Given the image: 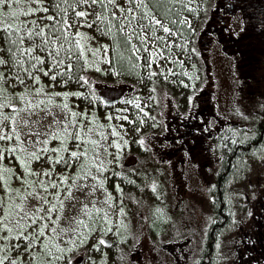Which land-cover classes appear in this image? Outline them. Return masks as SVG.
Segmentation results:
<instances>
[{
  "label": "snow or ice",
  "instance_id": "6c2138e0",
  "mask_svg": "<svg viewBox=\"0 0 264 264\" xmlns=\"http://www.w3.org/2000/svg\"><path fill=\"white\" fill-rule=\"evenodd\" d=\"M190 3L0 0V264H120L121 239L134 240L145 221L139 196L116 182L127 179L117 168L129 131L93 115L84 73L135 74L153 85L154 78L185 75L174 71L184 48L174 38L182 25L191 27L183 15ZM141 99L123 103L148 117L144 108L155 97L144 98V107ZM242 115L255 122L251 112ZM104 119L133 123L127 115ZM141 123L136 116L131 132ZM231 143L260 152L264 162L260 141ZM81 247L87 261L77 258Z\"/></svg>",
  "mask_w": 264,
  "mask_h": 264
},
{
  "label": "rangeland",
  "instance_id": "374dc122",
  "mask_svg": "<svg viewBox=\"0 0 264 264\" xmlns=\"http://www.w3.org/2000/svg\"><path fill=\"white\" fill-rule=\"evenodd\" d=\"M222 1L191 0V3L188 5L183 15L190 21L191 27L182 25L183 34H178L174 38L177 42L184 45L183 55L178 57L180 60H183V66L174 67V71L186 74L170 76L167 79L170 86L167 84L165 86H168V91L171 90V92L168 93L167 90H164V92L160 91L159 87H154L155 91H151L153 87L149 85V82L147 80L141 81L139 78L136 79L137 81L134 84H131L129 82H119L118 79L121 78L117 75L104 74L103 72H85V76H88L92 80V92L98 93L103 98L102 102L104 106H99L93 98L95 105L93 115L101 123L114 127L122 124L123 128L121 131H129V135L124 137L128 141V145L118 163L126 167H134L136 174L145 169L148 176H150L148 177L149 180L145 181L143 190L139 192L135 191L142 201L139 211L143 212L145 216V221L142 228L139 229L138 237L134 240L130 235H126L123 239L116 237V239H121L120 248L128 252L126 264H192L200 256L199 254L202 253L203 246L206 244L205 238L209 234V228L215 211L209 200L210 196L208 195L205 183L207 185L214 184L215 174L218 170L217 163H207L205 160H202L203 156H200V153L197 151H195V156L189 154V162L194 163L193 165L187 161L185 164H181V159L179 163H176L177 160L175 159H178L177 155L173 156L175 159H172V161L165 152H162L163 155L152 154L151 151L148 152L147 148L148 145L151 147L154 144L157 146V149L169 151L171 144L173 147L175 133L174 131L171 133L169 130L172 126L168 125L166 127L165 124L167 121L169 122L168 119L172 116L169 108H167V103L169 104L173 97H178V91L183 93L191 91V96L197 93L195 97L198 96V98H203L205 92L211 93V91H215L216 94H213L212 98H210L214 104V112L220 118L229 120L227 111L231 108L232 104L228 103V100L236 89V67L238 66L228 54L225 53L223 58L221 53L224 52L217 50L219 49L217 45L214 46L211 52L212 54L213 52L219 53L215 57H209V50L208 54L205 51L207 46L204 43L206 40L202 41L206 35L201 36L205 32V29H207V25L222 24L217 21L227 22V19L219 18L220 13L218 9H220ZM229 15L231 14L229 13ZM228 23V31L230 30L231 33L237 34L239 32H237V26L242 25L241 19L231 16ZM203 24L204 28L199 34V37H202L199 45L197 42L194 43L193 40ZM194 44L196 47H193ZM193 48L197 51L196 54L193 52ZM175 51L180 52L181 49H175ZM219 54L221 59L217 60ZM207 60L211 66L210 72L207 69ZM103 67L106 66L101 65V68ZM239 67L242 66L239 65ZM95 75L102 77L100 80H97L99 81L97 83L94 79ZM261 75L251 82L252 85L261 84L264 88V77ZM251 83L244 84L246 89L249 85L251 86ZM149 95L155 97V99L147 101L148 107L144 108V111L149 113L148 117H143V114L131 104L123 103V101L128 99L141 97V106L144 107V98H147ZM76 103L80 102L76 101ZM172 105L170 103V106ZM125 108L127 109L126 112L123 111ZM105 114L127 115L133 123L129 124L127 121L121 120L107 121L104 119ZM136 116H139L143 120V123L139 126V132L134 133L131 132V129L136 125ZM173 116H175V113ZM235 120L240 123L239 126L243 127L242 130L246 128L247 131V128L250 127L249 121H246L242 114L236 116ZM163 130L164 132L160 135ZM242 134L245 138L247 137L243 132ZM153 135L159 136L153 139ZM140 139L144 140L143 145L138 142ZM165 141H168L170 144H166ZM255 158L257 161L253 164L255 165L253 168H246L245 173L230 181L228 195L235 205L239 201V197L245 199L246 195L252 196L257 192V180L264 179V172L260 171L264 169V162H261L260 156L256 155ZM205 167L209 168L210 171L206 172ZM155 172L158 173V177H154ZM116 182L120 183L117 180ZM153 185L156 187L155 192L152 191ZM239 204L242 207L246 206L243 202ZM131 207L133 211H136L137 205L135 203ZM156 208H159L163 214L156 213ZM243 212H245V209L241 213ZM137 223H139L138 220ZM155 223H158L161 229H159L160 233L155 228ZM224 233L226 234L222 236L218 249L217 245L215 248L218 254L226 249V242L230 238L235 239V237L240 235L238 226L230 227ZM108 238H111V234H109ZM175 241H177L176 248L178 247V250H176V256L174 257L169 252V248L163 247L162 244L171 245ZM130 242L133 243L131 247H129ZM87 255L88 253L83 247L77 252V258L84 256L85 261H87ZM122 263L123 261L120 264Z\"/></svg>",
  "mask_w": 264,
  "mask_h": 264
},
{
  "label": "flooded vegetation",
  "instance_id": "af4514ba",
  "mask_svg": "<svg viewBox=\"0 0 264 264\" xmlns=\"http://www.w3.org/2000/svg\"><path fill=\"white\" fill-rule=\"evenodd\" d=\"M224 2H226V0L222 1L221 8L223 9L227 7ZM218 12H221L219 15L220 19H227V22H229V17L226 11L222 12L221 9H218ZM259 21L260 22L254 23V27H251V34H259V32L262 31L264 33V22H262L264 20ZM217 22L222 23L220 24L221 26L207 25V29H205V32L201 35L206 36L204 39L201 37V39L202 41L206 40L204 43L207 46L205 51L208 54L209 50V57H215L219 53L213 52L212 54L211 52L214 46L217 45L219 48L217 50L224 52L221 53L223 58L226 53L237 63L236 89L232 97L228 100V103L232 104L231 108L227 111L229 120L227 121L226 119L220 118V116L214 112V104L210 98H212L213 94H216L215 91H211V93L205 92L203 98H198V96L195 97V94L197 93L191 96V91H189V93L178 91V97H173V99L170 100V103L173 105L170 106V103H167V108H169V112L172 116L168 119L169 122L167 121L165 124L166 127L168 125L170 127L172 126L169 130L171 133L173 131L175 133L173 147L171 144V149L169 151L157 149V146L154 144H152L151 147L148 145L147 148L152 154L157 153V155H163L162 152H165L171 160L175 159L173 156L177 155L178 159H175L177 160L176 163H179V160L181 159V164H185L187 161L189 164L193 165L194 163L189 162V154L195 156V151L199 152L200 156H203L202 160H205L207 163L216 162L218 170L215 174L214 184L207 185V183H205L211 203L214 199V197L211 196L212 191L218 189V181L222 175L226 176L223 169L226 167L230 155L237 152L241 147V144L239 143L232 144L231 140L236 139L239 141L243 136L242 132L247 135V137L244 138L246 142L255 140L257 128L260 127V125H264V119H262V117H264V109H258L257 107L258 104L264 103V88L261 84L252 85L251 83L254 79L259 78L261 73L255 74L252 72L247 73V71H245L246 66L240 61V52H237L238 50L235 47V41H230V33L228 32L229 26L227 22ZM245 29L246 28L242 29V35L245 33ZM219 59H221L220 54L217 56V60ZM239 65L242 67H239ZM263 75L264 74L261 76L264 77ZM245 83H251V86L249 85L246 89L244 86ZM247 97L248 99L246 100ZM249 112L255 116V122H249L250 127L247 128V131L246 128L242 130L243 127L239 126L240 123L235 120V117L242 113L247 114ZM174 113L175 116H173ZM164 130L160 135H162ZM233 133H236V135L233 136ZM158 136L159 135H154L152 137L155 139L158 138ZM165 143L170 144L168 141H165ZM257 156L261 157V153ZM256 161L255 157L251 160H246V167L253 168V166H255L253 165V162L256 163ZM205 171L209 172L210 170L205 167ZM260 171L264 172V169H261ZM257 187V192L252 196L246 195L245 199L242 197L238 198L239 203L243 202L246 205L244 206L245 212L239 214L236 218L237 220H232L235 221V226H238L240 235L235 237V239L230 238L226 242V249L222 253L218 254L216 250L217 259L214 264H264V179L257 180ZM214 219L215 217H213L210 228L213 225V221H215ZM210 228L209 234L205 238L206 244L204 243L203 251L192 264H206L210 261V259L204 260L206 247L211 243L209 241L211 234ZM160 230L159 233L161 232ZM224 234L226 233L220 235L215 241V248L217 245L218 249V244L220 245L221 238ZM162 246L169 248V252L172 256H176V250H178V247L176 248L177 241L173 242L171 245L162 244ZM142 257L144 258V256Z\"/></svg>",
  "mask_w": 264,
  "mask_h": 264
},
{
  "label": "trees",
  "instance_id": "16d2710c",
  "mask_svg": "<svg viewBox=\"0 0 264 264\" xmlns=\"http://www.w3.org/2000/svg\"><path fill=\"white\" fill-rule=\"evenodd\" d=\"M224 3H226L227 7L225 9L220 7L221 11L222 12L226 11L228 17L231 16L240 17L241 22H243L241 23L242 25L237 26L238 27L237 32L239 31L237 34L231 33L230 30L228 32L230 33L229 35L230 41H235V47L238 50L237 52H240L239 58L240 61L243 63V65L246 66L245 71H247V73L252 72L255 74L258 73L264 74V33L262 31L259 32V34H251V27L252 26L254 27V23L260 22L259 20H264V0H226V2ZM229 13L231 15H229ZM203 28H204V24L202 25L201 29L198 30V32L196 33L197 35L196 37H194L193 40L194 43L197 42L200 45L199 34ZM244 28H246L245 33L242 35L241 32L242 29ZM193 47H196V45L194 44ZM193 52L195 54L197 53L195 48H193ZM207 64H208L207 69L210 72L211 66L208 61ZM203 66L205 68L204 64ZM84 75H86V73H84ZM101 78L102 77L99 75L94 76L96 83L99 82L97 80H100ZM119 78H121L118 79L119 82L120 81L129 82L131 84H134V82L137 81L136 79L139 77L135 74H131V75L120 76ZM154 79H158V82L155 85L149 83L151 87H159L160 91L164 92V90H167L168 93L171 92V90L168 91L169 90L168 86H170L168 80H165L164 82V80L161 78H154ZM166 84L168 86H165ZM102 99L103 98L98 93L96 94L94 93V100L96 101V103H98L99 106H104ZM242 137L245 138L244 136ZM254 141H260L261 144L264 145V125H260V127L257 128L255 140H250L249 142L247 141L246 143H251ZM259 154L260 152L248 153L247 147L241 145V147L237 152L230 155L229 160L226 163V167L223 169V171L226 173V176L222 175V177L219 179L218 189L212 191L211 196L214 197L212 203L215 211L214 214L215 221H213V225L210 228L211 234L209 237V241L211 243L210 245H207L206 252L204 255L205 256L204 260L210 259V261L206 264L215 263L217 259L216 249L214 245L215 241L218 239L220 235H222L225 231H227L229 227L235 226V221L232 220H237L236 218L238 214H240L244 210V207L240 206L239 201L236 203L238 205H235L234 202L232 203V201L229 199L228 186L230 184V181H233L234 178L241 176L242 173L246 171L247 168L246 160L248 159L251 160L256 155ZM241 160H243L245 163H241ZM151 162L153 161L151 160ZM234 165H239V168L235 167ZM124 168L131 169V167L123 166V167H118L117 171L121 174V177L127 176V179L123 181H121V179H117V181H119L120 183L122 182L123 185H125L124 186L125 189H131L133 190V192L135 191L139 192L140 190H143L145 181L149 180L148 177H150L148 176L146 170L144 169L142 170V172L136 174L134 171L125 172ZM156 176L158 177L159 175L158 173L155 172L154 177ZM130 180L135 181V184L129 183L128 181ZM155 228H157V231H159L160 228L158 223H155ZM125 253L126 255H124L123 259L121 260L123 261L122 264L127 263L126 256L128 252Z\"/></svg>",
  "mask_w": 264,
  "mask_h": 264
},
{
  "label": "bare ground",
  "instance_id": "6f19581e",
  "mask_svg": "<svg viewBox=\"0 0 264 264\" xmlns=\"http://www.w3.org/2000/svg\"><path fill=\"white\" fill-rule=\"evenodd\" d=\"M243 150V149H242ZM246 165V164H245ZM245 173V172H244Z\"/></svg>",
  "mask_w": 264,
  "mask_h": 264
}]
</instances>
